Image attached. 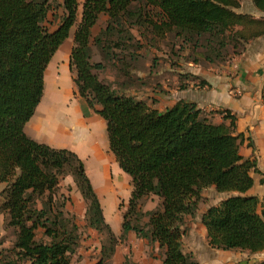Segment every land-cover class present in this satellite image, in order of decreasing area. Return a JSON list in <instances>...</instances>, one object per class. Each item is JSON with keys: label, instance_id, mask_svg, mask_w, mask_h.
I'll return each mask as SVG.
<instances>
[{"label": "trees", "instance_id": "obj_1", "mask_svg": "<svg viewBox=\"0 0 264 264\" xmlns=\"http://www.w3.org/2000/svg\"><path fill=\"white\" fill-rule=\"evenodd\" d=\"M247 1L264 14V0ZM78 8V0H0V215L3 230L13 237L6 248L0 241V264H75L79 228L65 212L68 198L59 191L67 177L85 202L86 227L101 236L94 264H109L115 254L118 240L83 161L24 131L42 100L46 68L73 28V95L104 120L108 151L132 187L120 241L133 233L163 252L159 264H197L184 252L186 220L199 213L202 192L213 189L226 198L200 215L208 246L264 253V213H258V199L247 195L251 172L257 170L239 155L235 118L216 112L229 123L213 124L212 112L186 101L158 112L131 92L149 86L147 78L157 63L151 61L145 78L131 77L140 47L134 30L153 48L170 35L183 47L201 50L203 62L220 64L264 37V17L238 13L240 0H84L77 21ZM101 17L106 26L95 33ZM94 49L100 62H93ZM108 66L113 81L100 79ZM185 81L204 85L181 73L179 90L186 88ZM261 97L264 104V86ZM154 198L158 207L144 211Z\"/></svg>", "mask_w": 264, "mask_h": 264}, {"label": "crops", "instance_id": "obj_2", "mask_svg": "<svg viewBox=\"0 0 264 264\" xmlns=\"http://www.w3.org/2000/svg\"><path fill=\"white\" fill-rule=\"evenodd\" d=\"M83 1L78 0L79 8ZM240 1L241 8L238 13L249 14L255 18L264 17V14L257 12L249 1ZM72 38L70 32L69 38L59 47L46 68L44 81L48 78L50 85H55L54 74L67 80L71 78L69 55L73 46ZM68 40H71L69 44ZM232 61L234 64L230 68L220 66L215 70L209 68L195 73L188 72L201 79L204 82L203 87L197 86V81H185L186 88L184 90L175 88L172 92L175 93L172 103L170 101L166 107L169 109L178 101L195 103L203 112L207 114L212 112L208 118L213 124L224 122L222 116L216 112L226 111L235 118L233 135L240 137L239 155L244 160L253 162L257 170L256 173L251 172L253 186L247 195L258 199V213L261 214L264 213V104L261 97L264 86V37L248 43L242 53ZM174 81L178 83V79ZM55 94L51 92L46 100L50 102ZM43 96L45 99V95ZM44 99L26 124L25 133L38 143L74 152L83 161L84 166L90 159L99 162L102 171L98 173V177L104 179V184L108 181L111 187L109 193L107 187L97 189L102 197L108 199L112 190L119 191L127 187L130 178L118 168L114 157L108 151L104 120L95 114L84 100L74 96L72 88L64 95L68 108L56 117L51 118L48 115L47 107L43 106L46 102ZM224 123L228 125L229 121L226 120ZM96 185L99 186L97 183ZM201 197L199 212L203 214L207 208L218 205L226 195L208 189L202 192ZM103 213L107 218L105 212ZM204 235L206 237V234ZM128 237H131V233H128ZM204 246L201 262L193 256L200 264H259L264 260V253L250 255L241 251L223 252L212 249L208 246L207 238Z\"/></svg>", "mask_w": 264, "mask_h": 264}, {"label": "rangeland", "instance_id": "obj_3", "mask_svg": "<svg viewBox=\"0 0 264 264\" xmlns=\"http://www.w3.org/2000/svg\"><path fill=\"white\" fill-rule=\"evenodd\" d=\"M80 12L81 8H78L77 21H79ZM51 16L52 15H49L50 20ZM55 26L56 23L53 24L50 29H54ZM105 26L106 19L101 17L98 22V26L95 28V33H98V31ZM74 29L75 28H73L71 31L72 35ZM133 34L136 37V40L140 41V47L137 49L139 60L136 64H134L135 71L131 69V73H133L131 77L142 76L145 78L148 74V69L152 64L151 61L155 59L157 63L156 66L152 68L150 77L147 78L149 86H145L140 90L136 88L131 92L135 95L134 97L141 98V101H144L151 109H158L161 112H164L168 109L166 106L170 104V101L172 103V99L175 94L172 92L178 87L174 79H178L179 74H185L188 72L195 73V71H203L209 68L215 70L220 66L225 68L229 66L230 68L234 64L232 59L238 56H233L230 54L227 57L225 63L207 64L201 60V56L199 55L201 50L194 52L189 46L183 47L178 40L171 38L170 35L166 36L164 40L159 41L157 46L153 48L152 46L146 44V41L142 39L140 32L134 30ZM67 42L69 44L71 40H68ZM171 50H173L175 53L174 55ZM240 52L242 51L240 50ZM93 54V62H100V56L95 49L93 50ZM193 59L196 61L194 62ZM114 75V70L112 67L108 66L106 70L100 74V79L113 81ZM53 76L54 80L56 78V81L53 82L55 85H50L48 78L47 80L45 79V94H43L45 95V99L44 96L42 97L45 102L47 96L51 94V92H53V94L56 93L55 96L51 98L50 102H48V99L45 103L43 102V106L47 107L48 115H50L51 118L56 117L59 113H62L68 108V102L65 101L64 95L68 92L69 88L74 90L72 84V74L71 78L68 80L67 78L63 77L60 78V76H57L56 74ZM160 88L164 90L163 93L158 91ZM70 100L72 101V98H70ZM71 101L70 103L72 105ZM65 115L67 114L65 113ZM66 118L68 119V117ZM85 166L86 174L92 183L96 195L99 198L100 205L102 209L104 208L103 212H105L107 217H104L105 221L110 225L115 237L118 240L115 254L109 264H159L162 260L163 252L159 250L156 245L151 246L147 244L146 241L136 238L133 233H131V237H128L127 234V237L124 239V241H120L119 239L121 236L120 226L122 222V214L125 211L128 198L132 191L130 181L127 187L124 189H119V191L112 190L110 193L111 197L106 199L105 196L102 197V195H100V193L97 191L98 188L103 189V187H107L108 193L111 190L108 181L107 184H104V179L98 177V173L102 171L101 164L94 161L93 159H90L86 161ZM96 183L99 185L98 187ZM2 188L3 185H0V192ZM59 191L60 194H63L64 197L68 198V201L65 204V212L75 218V222L79 228L80 244L79 248L77 249L76 257L74 258V263L94 264L99 255L101 236L95 231L86 227L84 220L85 202L81 198L70 177H67L60 183ZM105 195H107V193H105ZM157 202L158 201L155 198L148 201L144 207V210L152 211L156 209L158 207ZM200 215L201 213L199 212L194 219L186 220L187 234L182 241L184 252L195 256L198 262L202 261L201 256L204 254V244L206 242V237L204 235L206 232L200 224ZM1 240L3 242V247L6 248L10 245L11 241H13V237L11 236V233L5 232L3 230V217L0 215V241Z\"/></svg>", "mask_w": 264, "mask_h": 264}, {"label": "bare ground", "instance_id": "obj_4", "mask_svg": "<svg viewBox=\"0 0 264 264\" xmlns=\"http://www.w3.org/2000/svg\"><path fill=\"white\" fill-rule=\"evenodd\" d=\"M95 169V168H94Z\"/></svg>", "mask_w": 264, "mask_h": 264}]
</instances>
